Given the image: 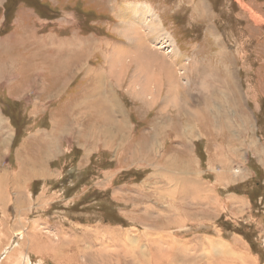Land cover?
Masks as SVG:
<instances>
[{"label": "rangeland", "instance_id": "1", "mask_svg": "<svg viewBox=\"0 0 264 264\" xmlns=\"http://www.w3.org/2000/svg\"><path fill=\"white\" fill-rule=\"evenodd\" d=\"M0 123V264H264V0H0Z\"/></svg>", "mask_w": 264, "mask_h": 264}, {"label": "bare ground", "instance_id": "2", "mask_svg": "<svg viewBox=\"0 0 264 264\" xmlns=\"http://www.w3.org/2000/svg\"><path fill=\"white\" fill-rule=\"evenodd\" d=\"M139 7V6H138ZM138 7H136L137 9H138V12L140 13V15H142L141 13H142V10H139V8ZM131 9H133V8H131ZM151 11V10H150ZM146 14V13H145ZM130 16H132V17H135L136 16V18L139 16V15H136V9H133V12H131L130 13ZM156 16V15H155ZM150 20H152L151 18H150ZM127 22V21H126ZM150 22V21H149ZM156 22H158V21H156ZM156 22H155V24H156ZM146 23V22H145ZM159 23V22H158ZM158 25V24H157ZM157 25H153V27H157ZM161 25V24H160ZM134 27H135V25H134ZM130 26L127 24V26H124L123 28H122V30L125 32H123V34H126L127 33V35L128 36H132V34H133V32L132 31H130ZM147 28L148 29H150V25H147ZM145 29V28H144ZM135 31H136V28H135ZM162 31V30H161ZM150 32V31H149ZM131 34V35H130ZM151 34V33H150ZM149 34V35H150ZM153 34V33H152ZM126 35V36H127ZM144 35H146V34H144ZM167 35V34H166ZM151 36V35H150ZM155 36V35H154ZM154 36H153V38H154ZM138 38V37H137ZM152 38V39H153ZM171 39V38H170ZM169 40V39H168ZM161 41V40H160ZM165 41V40H164ZM37 42V41H36ZM169 42V41H168ZM172 42V41H171ZM161 43V42H160ZM164 45V43L160 46V48H167V46H163ZM171 47V46H170ZM170 49V48H169ZM165 51V50H164ZM167 52V51H166ZM37 73V72H36ZM35 73V74H36ZM40 75V74H39ZM41 75H43V74H41ZM37 77V76H36ZM37 79V78H36ZM39 79V78H38ZM37 79V80H38ZM33 83V82H32ZM35 84V83H34ZM104 86H106L105 85V83H104ZM173 90V89H172ZM174 91V90H173ZM145 92V91H144ZM172 94H174V93H172ZM174 96V95H173ZM177 96V95H176ZM3 122V121H2ZM7 123V122H6ZM6 123H3V125L4 124H6ZM1 124V123H0ZM19 184V183H18ZM19 210V209H18ZM20 213V212H19ZM119 239V238H118ZM117 241V240H116ZM158 242H159V244L162 246V245H174L172 248H170V249H168V250H166V251H164L163 249H165V248H163V246H162V250H158L159 251V255L158 256H161V258H163V264H170V263H172V262H174L173 261V259L171 258V256H173L174 258H175V260L176 261H180V260H183L184 259V256H181L180 255V253L176 250V249H174V247L176 248V246H178L177 244H176V241L175 240H170V239H166L165 237L163 238V237H161L160 239L158 238ZM115 243H118V241L117 242H115ZM121 243V242H120ZM126 244V245H125ZM154 244H156V245H151V253H150V255L149 256H151V258H152V260L155 262V264H158L157 262H159V264L162 262V261H156L155 259V256H154V254H155V248L157 249L158 247V245L159 244H157V243H154ZM190 244V243H189ZM121 245L123 246V248H122V250H124L125 249V251L127 250V251H129V253H132V249H131V247H132V245L131 246H127V243H121ZM211 245H214L212 242H209L208 243V246H207V249L209 250V246H211ZM110 246V245H109ZM113 247V246H112ZM141 247V246H140ZM150 247V246H149ZM188 248V246H185V245H183L182 246V248ZM110 248V247H109ZM194 248V247H193ZM215 248V247H214ZM182 249L180 252H182V253H184V252H186L187 250L185 249ZM200 249H201V251H203V253H204V249H206V248H204V244H202L201 245V247H200ZM193 250V249H192ZM210 256H212L213 257V250L214 249H212V248H210ZM124 251V252H125ZM187 252H189V251H187ZM197 252H199V251H197ZM157 253V252H156ZM60 253H58V255H59ZM145 254V253H144ZM58 255H56V256H58ZM65 255V254H64ZM216 255V254H215ZM63 256V255H62ZM85 256V255H84ZM243 257H245V256H243ZM11 258H13V255L11 256ZM64 258V257H63ZM67 258V257H66ZM139 258H141L142 259V257H139ZM57 259H58V257H57ZM60 259V258H59ZM218 259V258H217ZM186 260H188V259H186ZM186 260H184V262H187ZM195 260V259H194ZM222 260V259H221ZM232 260V259H231ZM248 260V259H247ZM8 261V260H7ZM142 261V260H141ZM145 261V260H144ZM144 261H142V263L143 264H146L147 262H144ZM241 261V260H240ZM242 262V261H241ZM248 262V261H247ZM232 263V262H231ZM234 263V262H233ZM18 264V263H17ZM56 264H57V262H56ZM147 264H149V263H147ZM227 264V263H226ZM238 264V263H237ZM242 264H245V263H243L242 262Z\"/></svg>", "mask_w": 264, "mask_h": 264}, {"label": "trees", "instance_id": "3", "mask_svg": "<svg viewBox=\"0 0 264 264\" xmlns=\"http://www.w3.org/2000/svg\"><path fill=\"white\" fill-rule=\"evenodd\" d=\"M17 9V7H12L10 11H15Z\"/></svg>", "mask_w": 264, "mask_h": 264}]
</instances>
